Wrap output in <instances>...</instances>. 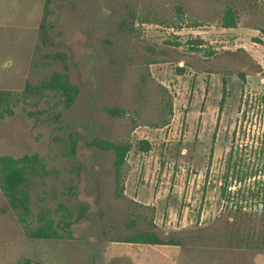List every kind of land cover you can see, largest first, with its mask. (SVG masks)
I'll return each mask as SVG.
<instances>
[{"label":"rangeland","instance_id":"rangeland-1","mask_svg":"<svg viewBox=\"0 0 264 264\" xmlns=\"http://www.w3.org/2000/svg\"><path fill=\"white\" fill-rule=\"evenodd\" d=\"M45 2L0 0V90L21 92L65 64L79 94L68 108L52 93L19 100L0 118V155L31 158L19 163L30 227L50 219L64 236L29 237L0 189V264H179L157 253L264 264V252L228 244L233 215L221 196L230 147L250 166L264 148V0H51L47 43ZM228 9L234 27L223 25ZM94 136L131 143L121 198L112 154L89 146ZM258 172L229 180L225 195L264 186ZM61 218L74 220L67 231ZM144 228L183 243L113 240Z\"/></svg>","mask_w":264,"mask_h":264},{"label":"trees","instance_id":"trees-1","mask_svg":"<svg viewBox=\"0 0 264 264\" xmlns=\"http://www.w3.org/2000/svg\"><path fill=\"white\" fill-rule=\"evenodd\" d=\"M50 2L51 0H46L45 2L46 10L43 13L39 26L40 36L44 43H47L50 34V22L48 20L50 12L47 9ZM223 19V25L226 27H234L236 25L234 12L230 9L225 12ZM55 58L64 62L65 55L57 53L55 54ZM178 69L179 72L183 71V67H179ZM47 93L56 95L63 108L70 107L76 100L79 94V87L70 80L65 64L62 70H53L51 74L35 84L27 82L21 92L0 90V118H3L5 115H12L13 106L19 100H26L32 94L42 96ZM105 111L111 116L122 114L120 108L116 106H106ZM33 114L35 115V113ZM75 143L76 141L72 145V151H75ZM88 144L112 154L114 194L117 198L123 197V169L127 154L131 149V143L125 140H112L101 136H94L88 141ZM137 148L140 151H148L151 145L147 140L142 139L137 142ZM260 155L262 161L258 162L260 166H250L239 156L233 146L230 147L224 161V187L221 196L226 198L225 201L227 203L225 207L233 215L232 220L230 219L231 227L227 229L228 232L226 233L228 235L226 239L228 244L235 246V248H249L256 249L258 252H264V186L259 187L257 190L252 189L250 186L244 187V190L241 191V195L238 197L230 194V192L227 196L225 195V191L229 186V180L243 182L245 179L252 177L255 179L258 176L261 166L264 167V148L261 149ZM29 159H31L29 156L17 159L8 154L0 155V189L7 198L9 205L15 211L17 220L25 227V231L29 237L40 239L63 237L64 234L58 232L53 221L50 219H45V221L36 227H30L29 217L32 214V210L30 207L29 172L19 165V163ZM258 205H262L263 208L259 213H256L254 209ZM248 208L254 211V216H252ZM255 219H258V221L260 219V222L262 220V226L255 223ZM73 222L74 220L61 218L58 225L67 231ZM67 233L68 237H70L71 233ZM113 240L150 245H181L183 243L181 239L161 235L152 228L137 229ZM20 264H33V262L30 258H23Z\"/></svg>","mask_w":264,"mask_h":264},{"label":"crops","instance_id":"crops-1","mask_svg":"<svg viewBox=\"0 0 264 264\" xmlns=\"http://www.w3.org/2000/svg\"><path fill=\"white\" fill-rule=\"evenodd\" d=\"M130 244H132V243H130ZM134 244H139V243H134ZM135 249H136V248H135ZM160 252H162V251H160ZM156 253H157V251H156ZM157 254H159V255H164V256H168V258H171V261H172L173 263H175V262L177 261V263H179V264H183L182 261H181L182 255H181L179 258H177L178 256L175 257V255H173V256H169V255L161 254V253H157ZM176 258H177V259H176Z\"/></svg>","mask_w":264,"mask_h":264}]
</instances>
